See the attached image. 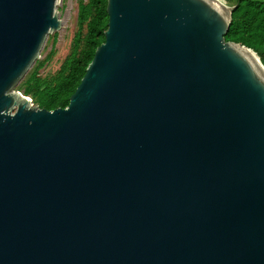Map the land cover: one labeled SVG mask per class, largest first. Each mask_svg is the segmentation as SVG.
<instances>
[{
	"label": "water",
	"instance_id": "95a60500",
	"mask_svg": "<svg viewBox=\"0 0 264 264\" xmlns=\"http://www.w3.org/2000/svg\"><path fill=\"white\" fill-rule=\"evenodd\" d=\"M57 2L0 0V264H264V74L225 37L235 6L107 0L48 109L15 87Z\"/></svg>",
	"mask_w": 264,
	"mask_h": 264
},
{
	"label": "trees",
	"instance_id": "16d2710c",
	"mask_svg": "<svg viewBox=\"0 0 264 264\" xmlns=\"http://www.w3.org/2000/svg\"><path fill=\"white\" fill-rule=\"evenodd\" d=\"M235 7L227 40L240 42L251 47L264 61V0H227ZM93 14L88 21V47L82 56H75L67 72L53 85H45L35 77V83L28 81L26 94L36 97L40 107L54 109L67 106L70 94L81 80L97 45L105 40L108 27L107 0H91ZM83 15L88 14L83 6Z\"/></svg>",
	"mask_w": 264,
	"mask_h": 264
},
{
	"label": "rangeland",
	"instance_id": "374dc122",
	"mask_svg": "<svg viewBox=\"0 0 264 264\" xmlns=\"http://www.w3.org/2000/svg\"><path fill=\"white\" fill-rule=\"evenodd\" d=\"M90 1L58 0L56 11L61 25L48 34L39 56L17 83L15 90L26 94L28 81L31 80V83L34 84L35 77L41 84H55L67 72L73 58L84 54L88 47V21L93 14ZM222 1L226 3V0ZM83 6L88 9L87 15L82 13ZM261 61L264 65V61L262 59ZM29 96L32 105H39L36 97Z\"/></svg>",
	"mask_w": 264,
	"mask_h": 264
},
{
	"label": "bare ground",
	"instance_id": "6f19581e",
	"mask_svg": "<svg viewBox=\"0 0 264 264\" xmlns=\"http://www.w3.org/2000/svg\"><path fill=\"white\" fill-rule=\"evenodd\" d=\"M215 1H217L220 5L222 4L221 2H224L222 0H215ZM242 48L248 53V55L259 66V68L261 69V72L264 74V65L262 64L261 58L258 56V54L253 49H250L244 46Z\"/></svg>",
	"mask_w": 264,
	"mask_h": 264
},
{
	"label": "built area",
	"instance_id": "2783aa9c",
	"mask_svg": "<svg viewBox=\"0 0 264 264\" xmlns=\"http://www.w3.org/2000/svg\"><path fill=\"white\" fill-rule=\"evenodd\" d=\"M223 3H225V2H223ZM226 5H229V6H232L227 0H226V3H225Z\"/></svg>",
	"mask_w": 264,
	"mask_h": 264
}]
</instances>
